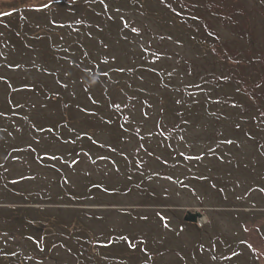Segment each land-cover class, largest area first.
Segmentation results:
<instances>
[{"label":"rangeland","instance_id":"obj_1","mask_svg":"<svg viewBox=\"0 0 264 264\" xmlns=\"http://www.w3.org/2000/svg\"><path fill=\"white\" fill-rule=\"evenodd\" d=\"M160 4L0 0V103L21 102L13 112L24 117L0 137V209L35 203L30 214L47 209L38 219L62 233L41 237L60 241L51 253L1 235L0 249L38 252L40 264H264V136L248 139L231 120L212 125L213 101L198 126H179L165 98L191 84L187 65L204 76L211 58L160 28ZM213 88L203 99H217ZM63 224H76L74 236Z\"/></svg>","mask_w":264,"mask_h":264},{"label":"trees","instance_id":"obj_2","mask_svg":"<svg viewBox=\"0 0 264 264\" xmlns=\"http://www.w3.org/2000/svg\"><path fill=\"white\" fill-rule=\"evenodd\" d=\"M158 1L161 3L159 6L163 10L166 9L163 11L161 19L158 15L154 16L158 19L159 23L157 24L160 28L167 29V31L176 30L172 31L174 35H171L186 44L193 52L194 58L203 60L208 55L211 58V64H208L211 69L204 76L203 74L199 76V72L194 74L189 67L190 65L184 67L185 71L189 73L191 84L185 86L186 88L180 87L177 89V92L181 95L177 100H174L171 96L165 98L164 105L168 104L172 107L171 115L183 121L179 126L185 124L190 127L198 126L201 119L206 118L202 117V114H205L204 105L209 106V102L213 101L218 110L208 112L209 117H214V120L211 119L212 125L218 124L221 119L231 120L229 123L235 124L237 133L243 132L242 134L246 135L248 139H252L254 133L264 136V0H251V8H248L242 0H167L168 3H166V0ZM145 3L143 4L145 5ZM151 12L150 10L145 11L146 14H151ZM129 25L132 26L133 23L130 22L128 27H130ZM7 27L11 29L12 23H9ZM128 27L125 29L130 31L131 27ZM221 27L226 31V37L221 33ZM148 49L150 56L156 54V50L152 47ZM197 50L204 54L201 58L195 56ZM153 60L157 61L156 58ZM76 64L81 63L77 62ZM205 85L214 87L212 90L216 93L217 99H210L209 95L203 99L202 93ZM150 86L155 85L151 84ZM161 87L165 88L164 86ZM166 88L173 90L169 85H166ZM216 89L225 93L220 96ZM168 94L165 93V95ZM13 95L15 96L14 91ZM153 95L157 96L158 94ZM171 95L176 97L175 94ZM58 98L51 100L57 104ZM65 101L66 99L63 98L62 106H67ZM22 108L21 102L13 105L0 103V137H3V133L10 130H20V127L17 126L20 121L17 118L23 116L13 111ZM4 110H8V112L2 113L1 111ZM114 110L117 115L116 119L120 124H124L122 120L128 122L127 114L120 105L117 104ZM224 111H231L233 117L225 116L222 114ZM119 114L124 119L120 118ZM32 115L34 114L29 116L32 117ZM36 117L38 119L31 118L32 122L37 123L38 128L42 125L45 126V121L39 120L42 117ZM67 119H63L58 126H69L70 120ZM56 128L59 127L51 125L47 129L54 130ZM166 132L168 131L163 132V134ZM234 143L237 144V141L229 140V144ZM258 146V149L264 155V142L259 140ZM24 148L27 149L21 143L17 150L19 152ZM13 151L16 152L15 149ZM210 178L212 177L208 179ZM32 206H36L35 203H25L18 206L21 207L19 209H0V235L27 242L35 240L38 243V249H43L41 244L45 243L47 247L49 246L48 250L51 253L60 241L51 244V242L45 240L51 234L61 237L62 233H57L51 226L54 222L50 224V219L47 220L44 216L38 219V213L45 214L48 211L47 209H34L35 214H30V211L33 210ZM80 212L83 213V211ZM53 220L56 221L54 218ZM75 226L76 224L68 226L63 224L61 227L69 232L70 236H74V231L77 230ZM78 229L80 230L79 227ZM44 235L48 236L45 240H42L41 237ZM89 245H92L93 252L95 250L94 244L90 243ZM129 245L131 246V244ZM136 245L137 243L134 242L131 247L134 249ZM37 253L29 251L28 256L22 258V254L9 247H3L0 249V264H33L35 260L39 261L41 259L39 253ZM18 256H21V258L18 259ZM144 261L141 260L140 262L143 264ZM37 264H40V261Z\"/></svg>","mask_w":264,"mask_h":264},{"label":"snow or ice","instance_id":"obj_3","mask_svg":"<svg viewBox=\"0 0 264 264\" xmlns=\"http://www.w3.org/2000/svg\"><path fill=\"white\" fill-rule=\"evenodd\" d=\"M4 15H10V13H3ZM133 31H135V29H133Z\"/></svg>","mask_w":264,"mask_h":264}]
</instances>
